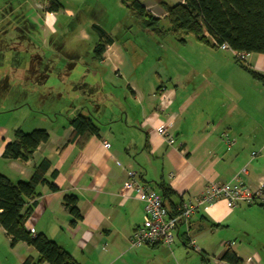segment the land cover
<instances>
[{
    "label": "crops",
    "instance_id": "crops-1",
    "mask_svg": "<svg viewBox=\"0 0 264 264\" xmlns=\"http://www.w3.org/2000/svg\"><path fill=\"white\" fill-rule=\"evenodd\" d=\"M67 1L68 7L55 12L44 11L43 17L36 21L33 14H28L26 0H17L16 5L10 0H1L3 9L11 7L4 12L0 9V51L2 47H8L9 40H12L13 48L19 41H24L28 47L29 39L23 37V27L29 36L33 31L32 41L36 44H32L40 50L32 56L13 51L18 62L28 60L31 63L19 66L17 71L20 77L26 78L39 71L36 62L49 57V45H55L49 37L55 33V27L64 29L74 19L82 39L94 41L89 64L84 70L75 71L76 65L69 61L64 73L70 77L72 90L69 83L65 87L54 80L46 81H54L57 93L66 91V97L61 98L65 103L57 102L60 103L57 106L64 109L67 118L77 110H83L96 119L98 136L92 137L81 150L66 145L72 131L66 118L61 128L54 125L46 129L48 141L41 144L28 161L21 162L1 157L4 146L11 139L5 138L0 131V174L5 176L3 172L7 170L9 174L5 177L26 181L34 165L43 159L49 161L51 167L46 178L58 190L50 192L47 186L37 188L40 197L25 227L33 235L43 234L56 243L78 264H154L153 260H163L172 250L161 245L129 248V237L141 225L144 213L143 203L134 194H121L127 171L137 172L139 182L157 193L156 184L171 188L175 195L170 201L176 207L200 196L207 183L227 182L243 169L244 184L250 190H256L264 184V84L254 80L229 52L202 46L196 41L189 53H177L173 59L165 54L153 57L158 62L166 59L164 66L167 67L166 62H169L173 73L163 74L159 68H154L152 76L146 73L150 80L141 81L140 75L134 82V66L118 47L113 34L128 29V25L120 22L121 18L134 22V16L120 0ZM183 1L177 0L176 4ZM140 3L161 20L164 15L158 5H174L167 0ZM60 10L65 22L60 21ZM94 27L100 28L112 40L99 60L93 55L98 40ZM43 34L48 41L40 40ZM244 58L248 59H244L243 66L257 72L264 80V55L244 54ZM108 72L119 82L128 78L123 82V90L129 92V106L112 102L114 95L110 91L119 86L118 82L105 80ZM32 82L28 83L30 87ZM55 86L50 90L56 93ZM55 115L54 123L58 119ZM161 124L173 137V146L165 144L156 133ZM222 134L232 141L231 146L225 145ZM104 142L108 144L107 148L103 147ZM53 172H56L54 179L50 178ZM71 195L77 198L80 214L75 225L71 224L73 218L62 205V199ZM251 207L229 208L225 202L216 201L207 210L191 216L187 225H180L175 239L186 242L188 248L199 254L213 255V245L219 246L221 250L216 258L219 262L230 250L239 260L238 264H264V213L255 229L237 234L235 245L225 246L224 238L207 231V226L214 230L228 228L230 220L246 214L258 216L260 209ZM174 210L168 209L169 213ZM215 239L217 243H212ZM1 252L5 255H0V264H21L27 257L37 262L39 258L33 248L22 243L10 247L9 238L0 228Z\"/></svg>",
    "mask_w": 264,
    "mask_h": 264
},
{
    "label": "trees",
    "instance_id": "trees-1",
    "mask_svg": "<svg viewBox=\"0 0 264 264\" xmlns=\"http://www.w3.org/2000/svg\"><path fill=\"white\" fill-rule=\"evenodd\" d=\"M43 1L47 2L46 9L49 12L63 8L58 0ZM120 2L158 39L171 36L182 44L185 37L191 36L202 46L220 49V46L226 45L230 54L264 55V0H184L183 3L174 5L161 3L159 6L164 15L163 20L168 23L166 29L161 27V19L154 17L139 0H120ZM94 29L98 34V40L93 55L99 60L112 40L100 28L94 27ZM233 58L254 80L264 84L263 77L243 66V60L235 56ZM62 118L66 120L67 116ZM67 124L72 131L66 145H73L81 150L92 137L98 136V123L89 112L77 110L67 118ZM48 139L46 130L35 129L30 133L21 129L13 130L12 139L4 146L1 157L9 161L26 162ZM50 167L48 160H41L33 166L31 176L26 181L12 182L0 174V228L9 238L10 247L22 243L33 248L39 257L37 262L27 257L21 264H78L56 243L43 234L32 235L25 227L26 220L32 215L36 200L40 197L37 188L47 186L50 192L58 190L46 178ZM55 175L56 172L51 173L50 178L54 179ZM156 185L165 207L175 209L176 206L170 201L175 195L173 190L164 184ZM76 204L77 198L73 195L62 199L63 207L73 218L72 225L80 219ZM256 206L264 208V205ZM181 242L189 247L186 242ZM222 261L227 264L239 262L230 250L225 252Z\"/></svg>",
    "mask_w": 264,
    "mask_h": 264
},
{
    "label": "rangeland",
    "instance_id": "rangeland-1",
    "mask_svg": "<svg viewBox=\"0 0 264 264\" xmlns=\"http://www.w3.org/2000/svg\"><path fill=\"white\" fill-rule=\"evenodd\" d=\"M10 1L12 4L16 5L17 0ZM58 1L62 7H68L67 0ZM139 1L147 3L148 0ZM167 1L172 2V4L177 3V0ZM158 2H160V0H158ZM98 4L106 5L105 2H99ZM45 5L46 2L43 0H26L28 14H33L35 16L34 20L36 21L43 17L42 13L44 11H47ZM10 7L11 6H7L4 8L9 11ZM123 7L125 6L123 5ZM73 8L75 7L73 6ZM0 9H2L3 12L6 11L3 9L1 4ZM124 13H126V10H124ZM59 14L62 15V10L59 11ZM65 20L66 18L64 19V16L62 15L60 21L65 22ZM133 21L134 22L127 20L126 18H121L120 22L124 23V25H128V29L126 30V28H123L122 30L114 31L113 34L118 47L123 51V53H125L126 57L130 59V63L134 66V68L132 67L136 71V77L135 79L133 78L134 82L136 79L139 80L138 76L140 75L141 81L150 80L149 77L146 78V73H150V76H152L151 73L154 68H159L163 74L173 73V68H170L168 65L169 62H166L167 67L164 66L166 59L163 58L160 62H158V60L153 57H157L159 54H165L173 59L172 57L177 53H179V55H182L185 52L189 53L192 50V43H196L194 38L191 36L185 37V46L177 42L175 38L171 36H168L165 39H158L150 30L146 29L140 21L136 20V18ZM68 23V26L66 25L64 29H60L58 26L55 27V33L49 37L50 41L55 43L53 46L49 45V57L36 62L35 67L36 69H39V71H36L35 74L29 75L26 78L20 77L17 71L20 70L19 66H29L31 63L28 60L18 62L17 54H13V51L17 50V53H20L21 55L32 56L36 53L37 49L40 50L38 46H33V44H36L32 41L34 38L33 31H31L32 35L29 36L27 35L25 26L23 27V37L29 39L28 47L25 45L24 41H19L17 42V47L13 48L12 40H9L10 43L8 44V47H2V51H0V131L3 132L5 138L12 139V131L16 129H21L23 132L30 133L32 130H46L54 125L55 127L61 128L60 126L63 122H65V119L62 118V116H65L66 112L63 111V108L58 107L57 105L65 103L64 98H61L66 97V91L64 90V93L58 91L57 93L58 87L55 86L54 81H57L62 86L65 85V87H67V83L71 80H68L70 77L68 74L64 73V71L68 69L69 61L72 60L76 65L75 71L80 70L79 68L84 70V68H86L89 64V55L92 53L94 45V41H91V38L88 41L82 39L80 32L76 29L77 22L74 19H71ZM160 25L165 29L168 28L166 20H160ZM90 31H92V29H90ZM92 33L95 34L94 30ZM47 35H49L48 32ZM46 37L47 36L43 34L40 40L45 42L46 39L48 41L49 38ZM131 59L133 61H131ZM106 68L104 67V69ZM148 70L150 72H148ZM142 72H144V74H141ZM109 73L110 72L106 75L105 80L111 81L114 84L118 82L117 86H119L118 89H111L110 91L111 95H114L112 102L121 106H129L130 104L128 103L130 101L127 99L129 92L123 90V82L128 78L126 77L122 82H119V79L117 80L113 73H110V75ZM46 79L54 81L49 82L46 81ZM130 79H132V77H130ZM29 82L33 83L31 87L28 84ZM69 85L72 90L74 88L73 85L70 83ZM51 86H55L56 93L50 90ZM72 101L73 100H71V102ZM57 102L60 103L58 104ZM23 103L28 105H21ZM30 107L31 110H29ZM55 114L58 116V119L56 120L58 122L55 121V123H50V121H53ZM60 131L61 130H59L58 133ZM3 173L5 176L9 174L7 170ZM7 178L10 180H16L15 182L20 181V179L17 180L10 177ZM159 195L161 196V194ZM195 198H199V196ZM183 204L184 203L182 202L178 205L172 214L169 213L166 207L165 208L167 209L168 214L173 216L179 212ZM251 208L256 210L260 209L261 212H258V216L246 214L240 218L232 219L229 221L230 225H228V228L214 230L210 226H207V229H209L207 231H211V233L213 232L216 237L224 238L223 245L225 246L237 244V234L239 232L242 234L248 230L255 229L258 226L256 225L257 221H259L260 216L264 213L262 208H259L256 205ZM251 240L252 238H250V241ZM239 241H241V239H239ZM244 242L246 241L244 240ZM212 243H217L216 239ZM212 249L213 251H211V253L213 255H206L204 253L199 254L197 250L193 249V251L192 249L184 246L180 240L175 239V245L171 246L172 253L167 252L166 258L161 261L159 259H155L153 262L154 264H225L216 259L219 255V250H221L219 246L213 245ZM0 255L4 256L5 253L1 252ZM7 264L11 263L8 262Z\"/></svg>",
    "mask_w": 264,
    "mask_h": 264
},
{
    "label": "built area",
    "instance_id": "built-area-1",
    "mask_svg": "<svg viewBox=\"0 0 264 264\" xmlns=\"http://www.w3.org/2000/svg\"><path fill=\"white\" fill-rule=\"evenodd\" d=\"M223 51L230 52L226 45L220 46ZM233 56L244 60V54L231 53ZM156 133L168 146L174 145V139L168 133L167 127L161 124ZM222 141L228 147L232 141L226 134H222ZM107 148L106 142L102 143ZM244 169L224 183L209 182L205 185L199 198L185 202L177 214L171 216L165 208L161 196L149 186L138 180L137 172L127 171L126 181L122 185L121 194L131 192L143 203V220L129 237V248L142 246H164L171 248L175 232L180 225H187L188 220L200 210H207L214 202L223 201L227 207L234 208L240 205H264V184L261 183L256 190H250L243 182Z\"/></svg>",
    "mask_w": 264,
    "mask_h": 264
}]
</instances>
